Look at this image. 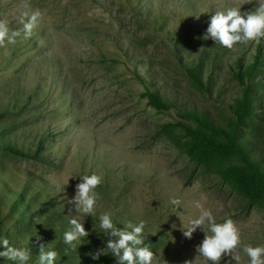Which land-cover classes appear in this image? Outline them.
Instances as JSON below:
<instances>
[{
	"label": "rangeland",
	"instance_id": "374dc122",
	"mask_svg": "<svg viewBox=\"0 0 264 264\" xmlns=\"http://www.w3.org/2000/svg\"><path fill=\"white\" fill-rule=\"evenodd\" d=\"M30 4L42 13L32 36L0 47V144L29 153L40 141L44 147L39 159L0 148V239L30 250L28 264H36L41 243L58 253L55 262L116 264L110 252L98 260L90 255L105 247L99 217L110 213L117 227L145 222L153 264H212L197 256L205 232L197 229L189 239L182 231L199 215L200 201L218 223L233 220L241 234V264H250L243 247L264 245V205L248 204L211 168L192 161L184 151L189 137L177 122L194 124L183 113L194 110L226 125L243 88L235 61L244 67L260 50L256 113L242 122L238 139L264 164V37L232 49L202 39L216 11H253L258 0ZM21 11V0H0V19L11 30L22 28ZM147 87L175 105L162 111L149 105L142 96ZM93 173L102 182L95 189L96 214L86 216L67 201L80 177ZM173 198L182 201L179 208ZM73 217L89 232L74 251L63 241ZM0 264L13 262L0 257Z\"/></svg>",
	"mask_w": 264,
	"mask_h": 264
},
{
	"label": "clouds",
	"instance_id": "9594fccd",
	"mask_svg": "<svg viewBox=\"0 0 264 264\" xmlns=\"http://www.w3.org/2000/svg\"><path fill=\"white\" fill-rule=\"evenodd\" d=\"M21 13L18 22L22 28L11 30L7 19H0V47L7 44H15L17 38L23 36L28 39L32 36L39 19L41 11L33 9L30 0H21ZM200 15H196L199 19ZM264 37V0H258L257 7L253 11L241 12L239 8H230L227 11H216L211 17L207 32L202 39L209 38L222 46L232 49L237 43H247ZM81 182L76 185V194L68 199V203L75 211L82 212L86 216H95L98 193L95 189L101 184L102 177L95 173L83 175ZM171 203L179 208L182 201L173 198ZM199 215L192 219L188 227L183 223V235L191 239L193 233L200 229L205 232L202 243L197 245L198 255L204 257L212 264H220L221 260L228 256L227 264H241V256L236 251L241 243V234L238 227L231 218L218 223L211 210L196 202ZM100 229L107 237L105 247L90 253L94 260L101 255L111 253L116 258V264H153L154 253L144 242L145 222L137 224L128 222L123 228L113 223L110 213H102L99 217ZM70 227L64 232L63 241L68 249L76 250L82 238H86L89 232L85 229L84 223L73 217L69 221ZM207 225V230H205ZM39 239V237H37ZM81 245V244H80ZM0 257H4L13 264H28L31 259L30 250L12 246L8 239H0ZM68 249H65L67 254ZM243 252L250 258V264H264V245H245ZM58 253L55 250L46 249V244H39V254L36 264H55ZM185 264H194V261H186Z\"/></svg>",
	"mask_w": 264,
	"mask_h": 264
},
{
	"label": "trees",
	"instance_id": "16d2710c",
	"mask_svg": "<svg viewBox=\"0 0 264 264\" xmlns=\"http://www.w3.org/2000/svg\"><path fill=\"white\" fill-rule=\"evenodd\" d=\"M260 55L259 50L255 53L253 62L244 67L240 60L235 61L237 71L234 76L243 88L241 95L233 102L231 109L233 115L226 125L218 124L206 114L194 110L183 112L185 117L194 121V124L186 121L177 122L189 137V142L184 148L189 158L199 165L211 168V171L217 173L226 184L242 194L250 205L255 203L264 205V164L261 158L251 156L249 150H256L248 148L238 137L242 122L253 118L256 113L252 98L253 87L258 84L256 75L260 70ZM189 73L200 89L209 88L196 69H189ZM142 96L148 99L149 105L160 111L168 110L175 105L148 87L142 92ZM43 147V142L40 141L35 152L29 153L9 143L0 144V148L5 151L31 159H39ZM15 194L18 197L23 196L22 193ZM21 214L22 217L28 215L26 212Z\"/></svg>",
	"mask_w": 264,
	"mask_h": 264
}]
</instances>
